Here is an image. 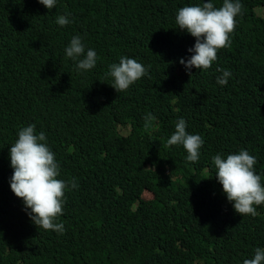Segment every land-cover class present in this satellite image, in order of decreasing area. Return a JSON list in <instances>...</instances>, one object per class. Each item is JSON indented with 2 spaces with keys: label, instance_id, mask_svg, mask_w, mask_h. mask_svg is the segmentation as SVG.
Masks as SVG:
<instances>
[{
  "label": "trees",
  "instance_id": "1",
  "mask_svg": "<svg viewBox=\"0 0 264 264\" xmlns=\"http://www.w3.org/2000/svg\"><path fill=\"white\" fill-rule=\"evenodd\" d=\"M205 2L223 0H0V264H243L264 248V205L237 214L212 159L247 150L264 184V0H240L231 46L190 77L195 38L175 17ZM77 35L98 56L87 72L65 54ZM125 56L148 75L117 93L106 74ZM181 118L204 140L195 163L167 144ZM33 124L69 183L63 234L28 226L10 188V147Z\"/></svg>",
  "mask_w": 264,
  "mask_h": 264
},
{
  "label": "clouds",
  "instance_id": "2",
  "mask_svg": "<svg viewBox=\"0 0 264 264\" xmlns=\"http://www.w3.org/2000/svg\"><path fill=\"white\" fill-rule=\"evenodd\" d=\"M49 11L57 0H38ZM243 5L240 0H223L222 6L216 7L212 2L197 6H185L178 10L175 22L178 30L186 31L195 38V44L188 52L193 53L187 60L180 59L191 77L192 69L207 71L217 60L218 51L231 46V34L237 27V17L242 16ZM56 23L61 27L70 23L66 15L57 17ZM85 47L88 50L85 52ZM68 58L76 62L78 71L87 72L96 67V52L82 42V38L74 36L65 49ZM222 75L217 77L221 86L227 84L231 77L228 70L217 69ZM107 76L113 78L111 85L116 92L126 91L142 77L148 75L145 68L134 58L121 57L119 64L109 66ZM156 117L150 113L145 117V128L152 126ZM187 123L181 118L175 124V132L167 140L169 146L182 145L187 152V160L197 162L204 140L200 135L189 134ZM10 166L13 174L10 188L16 197L21 198L28 214L25 223L32 222L44 230H52L63 234L65 229L58 218L63 215L65 191L69 183L58 179L60 165L55 153L46 143L43 131L37 134L36 126L28 125L18 131V139L10 147ZM216 168L215 177L222 185L223 192L237 214L255 217L256 207L264 205V184L262 177L255 171L256 158L247 150L241 149L238 154H229L226 159L221 154L213 158ZM72 188L78 185L73 180ZM243 264H264V248H256L254 256L244 259Z\"/></svg>",
  "mask_w": 264,
  "mask_h": 264
},
{
  "label": "rangeland",
  "instance_id": "3",
  "mask_svg": "<svg viewBox=\"0 0 264 264\" xmlns=\"http://www.w3.org/2000/svg\"><path fill=\"white\" fill-rule=\"evenodd\" d=\"M258 13H259V14H262L261 11H258ZM122 132H123L124 134H127V133L129 132V130H128V129H124V130H122Z\"/></svg>",
  "mask_w": 264,
  "mask_h": 264
}]
</instances>
